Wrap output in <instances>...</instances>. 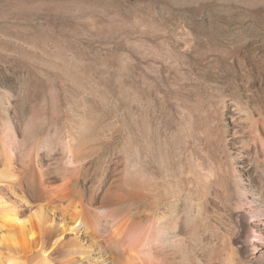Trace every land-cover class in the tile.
<instances>
[{
  "label": "rangeland",
  "instance_id": "obj_1",
  "mask_svg": "<svg viewBox=\"0 0 264 264\" xmlns=\"http://www.w3.org/2000/svg\"><path fill=\"white\" fill-rule=\"evenodd\" d=\"M53 109L65 134L136 165L131 181L192 230L195 251L225 234L262 264L247 242L264 245V0H0L12 158Z\"/></svg>",
  "mask_w": 264,
  "mask_h": 264
},
{
  "label": "bare ground",
  "instance_id": "obj_2",
  "mask_svg": "<svg viewBox=\"0 0 264 264\" xmlns=\"http://www.w3.org/2000/svg\"><path fill=\"white\" fill-rule=\"evenodd\" d=\"M40 114L33 138L23 132L15 141L16 155L29 143L27 158H12V138L0 136V264H247L225 234L210 246L203 233L195 251L192 230L179 217L168 222L159 198L131 181L136 165L65 134L54 109ZM48 125L55 152L43 160ZM247 243L264 264V245Z\"/></svg>",
  "mask_w": 264,
  "mask_h": 264
}]
</instances>
